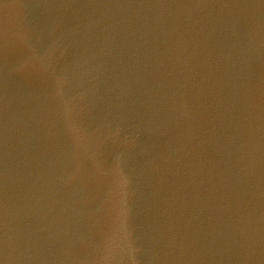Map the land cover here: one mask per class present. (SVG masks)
Wrapping results in <instances>:
<instances>
[{"label": "water", "instance_id": "water-1", "mask_svg": "<svg viewBox=\"0 0 264 264\" xmlns=\"http://www.w3.org/2000/svg\"><path fill=\"white\" fill-rule=\"evenodd\" d=\"M0 264H264V0H0Z\"/></svg>", "mask_w": 264, "mask_h": 264}]
</instances>
